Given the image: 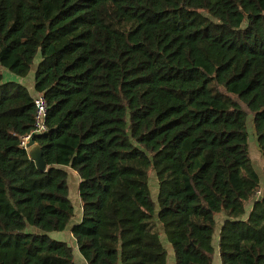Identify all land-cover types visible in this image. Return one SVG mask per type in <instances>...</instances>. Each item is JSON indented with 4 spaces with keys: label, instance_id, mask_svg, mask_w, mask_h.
<instances>
[{
    "label": "trees",
    "instance_id": "obj_1",
    "mask_svg": "<svg viewBox=\"0 0 264 264\" xmlns=\"http://www.w3.org/2000/svg\"><path fill=\"white\" fill-rule=\"evenodd\" d=\"M38 57L45 173L34 96L0 72V264H76L51 237L75 218L62 168L87 264H168L162 234L175 264H264V0H0V68Z\"/></svg>",
    "mask_w": 264,
    "mask_h": 264
},
{
    "label": "rangeland",
    "instance_id": "obj_2",
    "mask_svg": "<svg viewBox=\"0 0 264 264\" xmlns=\"http://www.w3.org/2000/svg\"><path fill=\"white\" fill-rule=\"evenodd\" d=\"M39 61H40V58L38 57L36 59V61H35V65H34L32 73L28 77H26L25 79L17 77L14 74H12V73H10L8 71H5L2 68H0V72H1L2 75H4L5 82H14L16 84H19L29 94L33 93L34 97H35L36 93L34 92V74H35L36 66H37ZM252 119H253L252 116H249L248 121H247L248 132H249L250 157H251L252 165H253L254 169L259 174L261 180L264 181V158L261 155V153L259 151V148H258L257 138H256V135H255V132H254V129H253V121H252ZM65 172L67 173V175L69 174L68 171H65ZM70 172H71V175L68 176V182H69V188H70V199H71L72 203L75 205V203L77 201V198H78V202H79V195H78V191L77 190H78V185H79V182H80V178H79L78 174L75 171L71 170ZM72 174H74L75 176L72 175ZM149 182H150V187H149L150 188V192L153 195V198L155 197V199H157V196L159 195V184H158L156 173L154 171H152L150 173V181ZM252 205H253V202H250L247 205L248 214L250 213V210L252 209ZM74 208H75V206H74ZM221 220L224 221V215H222V214L218 216L219 224H218L216 235L214 237L215 238L214 239V245L216 247H217V244H218L219 232H220V230L222 228V224H223ZM74 224H75V220L73 219V221L71 222L70 226L71 225L73 226ZM64 234H65V232H63V233H53V234H51V237L53 239H55V240H58V241L67 242L65 240L66 236ZM163 237H164L165 242H167L166 237L162 234L161 238H163ZM67 243L69 245H71L70 242H67ZM165 246H166V249L168 251L167 261H168V264H169V262L171 261L172 255L174 257V253H173V249H172V247H171V245L169 243H167ZM79 258H81L80 254L76 250L75 255H74V259H75V262L77 264H79V261H78ZM215 264H219V261L217 259H216V263Z\"/></svg>",
    "mask_w": 264,
    "mask_h": 264
},
{
    "label": "built area",
    "instance_id": "obj_3",
    "mask_svg": "<svg viewBox=\"0 0 264 264\" xmlns=\"http://www.w3.org/2000/svg\"><path fill=\"white\" fill-rule=\"evenodd\" d=\"M34 107H35V123L33 135L44 134L47 131V113L48 105L45 97L43 95H36L34 97ZM32 135H28L21 139V147L24 150H28V143Z\"/></svg>",
    "mask_w": 264,
    "mask_h": 264
},
{
    "label": "crops",
    "instance_id": "obj_4",
    "mask_svg": "<svg viewBox=\"0 0 264 264\" xmlns=\"http://www.w3.org/2000/svg\"><path fill=\"white\" fill-rule=\"evenodd\" d=\"M32 96H34V94L32 93L31 94ZM64 171H68V176H70L71 175V170L72 169H70V168H62ZM72 175H74V174H72ZM75 176V175H74ZM74 180V179H73ZM75 181V180H74ZM80 183V182H79ZM68 186H69V182H68ZM78 187H79V185H78ZM149 187H150V182H149ZM69 191H70V188H69ZM78 191V190H77ZM79 195V194H78ZM78 197V196H77ZM74 205V204H73ZM75 218H74V220H75V224H77V223H79V221L81 220V216H82V205H81V201H80V198H79V202H78V198H77V201H76V203H75ZM222 221V220H221ZM222 223H223V221H222ZM74 224V225H75ZM218 224H219V222H218ZM73 225V226H74ZM72 225L68 228V230L67 231H65V236H66V241L67 242H70V246H72L73 247V249H74V255H75V252H76V250L78 251V248H77V243H76V241H75V239L73 238V235H72ZM162 236V235H161ZM162 239V241H163V243H164V245H166L167 244V242H165V240H164V237L163 238H161ZM66 242V243H67ZM166 247V246H165ZM79 252V251H78ZM174 253V252H173ZM80 254V253H79ZM170 256V255H169ZM80 257H81V255H80ZM218 260V259H217ZM79 264H87L86 262H85V260L81 257V258H79ZM219 261V260H218ZM76 263V262H75ZM77 264V263H76ZM169 264H175V259H174V257H173V255H172V257H171V261L169 262ZM219 264H220V261H219Z\"/></svg>",
    "mask_w": 264,
    "mask_h": 264
},
{
    "label": "water",
    "instance_id": "obj_5",
    "mask_svg": "<svg viewBox=\"0 0 264 264\" xmlns=\"http://www.w3.org/2000/svg\"><path fill=\"white\" fill-rule=\"evenodd\" d=\"M28 155L30 160L35 162L38 170L41 173H45L48 170V166L43 160V151L42 148L35 142V136L32 135L28 143ZM261 200V197H260Z\"/></svg>",
    "mask_w": 264,
    "mask_h": 264
}]
</instances>
